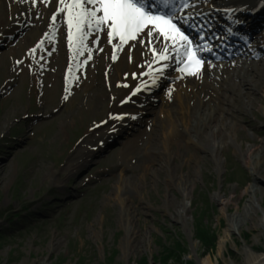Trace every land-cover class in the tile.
<instances>
[{"label": "rangeland", "instance_id": "rangeland-1", "mask_svg": "<svg viewBox=\"0 0 264 264\" xmlns=\"http://www.w3.org/2000/svg\"><path fill=\"white\" fill-rule=\"evenodd\" d=\"M0 16L3 17L1 12ZM3 22L4 18L0 23ZM11 57L7 54L0 59V83L12 77ZM22 70L17 82L18 89L9 97L6 94L5 98H8L3 106L0 103V264H200L202 260L206 261L205 264H244V250L247 247L256 253L264 252L263 193L261 196L259 193L257 200H254L256 214L251 212L259 226L255 227L250 220H246L238 229L228 232L226 220L227 217L238 218L249 200L250 193L243 189L253 183L255 176L250 168L243 165V150L240 148L254 145L258 150L259 145L264 143V116L258 111L264 100L253 103L252 112H249L251 108H246L243 114H223L224 118L226 115L229 120L233 118L243 130L236 134V145L219 150L222 161L220 173L207 151H198L192 145L185 147L170 143V150L178 155L168 161V165L180 168L176 173L192 174L196 162H199V174L191 190L192 196L187 201V225L184 226L175 213L174 205H164V194L178 197L174 190H168L165 186V168L160 166L161 172L152 176L151 169L158 167L159 157L145 160L141 155L144 147L162 152L161 145L156 147L157 139L150 143L140 136L143 141L134 142L130 136V145L136 144L132 153L125 155L126 149L121 146L99 163L94 162L97 159H91L81 176L74 169L83 158L74 160L78 149L96 138L98 133L97 130L93 133L90 131L85 136L92 121L102 115L99 112L101 108L82 113L75 111L83 103L85 95L90 94L89 89L94 91L99 85L97 74L84 82L73 100L70 98L69 103L61 105L60 90L63 88L57 86L51 76L46 81L52 86L45 85L43 90H34L30 95V76L26 68ZM241 83L245 85V81ZM254 84L256 89L251 87ZM248 85L241 89L240 94L229 97L233 100L226 102V105L235 103L241 111L243 102L240 97H245V103L264 98L257 89L264 86L262 78H255V82ZM29 109L34 110L33 114L48 113L49 116L33 121L37 123L33 126L30 118L23 117ZM54 109L57 111L53 116ZM192 114V119L198 115ZM156 116L147 119L146 126L141 128L145 129L143 137H153L155 129L152 124L158 122L156 118L153 121ZM47 123L51 124L43 128L41 136L40 128ZM14 124L22 128L17 135L10 133ZM247 130L252 132L249 131L250 136ZM71 135L74 139H84L72 148L68 142ZM20 137L23 139L21 142L17 141ZM199 137L201 141L202 135ZM236 146L240 148L236 149ZM178 157H182L185 164L181 165ZM262 167L260 163L259 169ZM237 170L245 176L244 186L240 184V178H235ZM121 174L128 179L129 187L139 184L145 202L155 207H151L150 215L139 214L135 218L133 244L136 246L128 256L124 254L121 243L125 232L117 221L118 204L114 199H109L113 197L112 191ZM71 177L72 181L68 183ZM83 181L87 182L86 187H92L97 182L98 185L80 201L79 189L85 187ZM65 184L71 188H65ZM258 184L263 188L264 180ZM197 190L199 193H196ZM215 193L222 195L221 200L213 199ZM50 194L56 198L50 197ZM126 196L129 207L141 208L136 202L138 196L132 190H127ZM60 201L62 203L58 204ZM226 201L228 205L224 208ZM41 205L44 209L39 213L38 207ZM106 210L108 213L104 214ZM188 229L192 236L187 234ZM223 238L227 240L220 249L218 243Z\"/></svg>", "mask_w": 264, "mask_h": 264}, {"label": "bare ground", "instance_id": "bare-ground-1", "mask_svg": "<svg viewBox=\"0 0 264 264\" xmlns=\"http://www.w3.org/2000/svg\"><path fill=\"white\" fill-rule=\"evenodd\" d=\"M26 1V0H24ZM222 1H228L230 7H241L238 10H245V1H257L258 3H264V0H243L244 2H239L237 1H230V0H222ZM55 4L58 3V0H54ZM70 0H68V3ZM257 2H254L255 4ZM61 3V2H60ZM253 5V4H252ZM61 6V4H60ZM59 6V8H60ZM193 10L198 11L200 9H210L215 6L214 2H207V0H197L192 3ZM56 9V8H55ZM54 9V10H55ZM238 11L236 10V13ZM188 16V15H187ZM235 16V15H234ZM184 18L186 16H183ZM238 18L239 16L236 15ZM64 24L66 25V28H68L67 24V17L65 18ZM56 22L59 23V20H56ZM193 26V25H192ZM58 27H54V29H57ZM244 30H241L243 32ZM72 32H75V29L73 28ZM87 32H90L89 34H93L95 31L93 30H87ZM52 34V33H51ZM88 34V33H87ZM73 36H76V33L73 34ZM147 44V40L145 41ZM154 44V43H153ZM148 47H144V50L147 49ZM253 49V48H252ZM141 48H136L133 56L131 57L130 61H118L116 65V69L118 67V70H115V73L112 74V77H110V81H116L115 79H122L123 75L129 74L131 69H135L137 63L142 64L146 63L149 56L146 54V52ZM255 50V49H254ZM259 52V50H256ZM168 58L166 61L164 60H159L157 59L158 63L160 65H167V64H173V68L169 71L171 77L174 80V83H178L180 79L182 78V83L180 84L183 86L182 88H178L175 91V100L179 106H181L180 109L177 110H168L167 114L163 119L159 120L158 122V128L155 131V135L148 140V142H155V139L158 140L156 143V147L158 145H161V150L162 152H157V151H152L147 147L142 148L141 155L145 160H153L155 157H159L158 161V167L156 169H151L152 176H157L156 172H161V167L165 168V173H166V183L165 186L166 188L174 190L178 194V197L172 196V194L166 193L164 194V205L171 203L174 205V210L177 216L180 218L181 222L184 224V226L187 225L186 218L187 217V201L190 199L191 195V190L193 188V185L196 181V178L198 177L199 174V168H198V163L196 162V167H194V170H192V174H189L187 172L182 173L179 171V173H176L180 168L177 166H174L172 168L171 166L168 165V161H172L175 157V155H178L177 153H174L171 151L169 145L170 143H176L180 146H188L192 145L195 147L196 150L198 151H207L210 153L212 156V159L214 161L216 170L218 173L221 172V157L219 156V150L222 149L223 147H226L228 145H236V134L237 132L243 130V128H239V124L234 121V119H227L228 115H226L224 118L225 113H230L234 112L236 113H241L243 114V111H245L246 108H253V103H259L262 99H252L250 102L245 103V97H240V101L243 102L241 104V111L235 103H229L226 105V102H230L232 100L227 99L224 102L220 101L216 103L215 101H219V98H221L224 93L228 92H237L234 87L237 89H240V84L239 85H231L223 88L216 87L213 84H211V80H217L219 77L211 76L210 79L205 77L203 78L204 82L199 81V75L198 74H193L190 76V74H184L183 71H181L178 66L179 63H176L178 55L173 51V55L171 56L170 53L167 54ZM256 62L251 61V62H242L241 65H239L237 62L236 64H229L228 66L225 65H219L217 67L216 71H213L214 74L218 73L217 71H220L221 76L220 78H223V75L225 76H232L236 71L238 73H241V81H245L248 83L250 86L255 82V78H262V82L264 85V62L261 63L259 67H256ZM240 67V68H239ZM245 67V70L243 68ZM175 68L177 70H175ZM239 68V69H237ZM125 70V71H124ZM127 70V71H126ZM243 70V71H242ZM124 71V72H123ZM163 70L159 68H154L148 76V79L151 82V86L153 87L159 82L161 78V73ZM123 72V73H122ZM138 72V71H137ZM122 74V75H121ZM140 76H143L145 74V68L144 66L141 68L139 72ZM207 76H210L207 74ZM122 77V78H121ZM129 78V77H128ZM122 82V87H131V86H136L141 82L142 80H137L134 78V80H131L127 82L125 78H123ZM254 79V80H253ZM122 81V80H121ZM206 84L207 87L210 86V97H209V92H208V98H204L203 92L199 90V86L202 84ZM170 85L169 83H166L165 85ZM169 87V86H168ZM190 91H187V89ZM252 88L256 89V85L254 84L251 86ZM103 89H105V86H103ZM257 89L262 93L261 95L264 97V86H260ZM96 95L103 94V92L100 93V91L94 92ZM93 94V95H94ZM90 95V94H89ZM97 98V96H95ZM91 99V98H90ZM83 103L78 106L77 110L75 111H80L85 112L86 110L82 105H87L85 107H90L88 105V95H85L84 100H82ZM212 102L215 103L214 106H212ZM263 103V102H262ZM91 104V102H90ZM163 104V102H162ZM190 104H195V109H197L198 116H196V119H192L191 116V106ZM252 105V106H250ZM252 108L249 112H252ZM91 110H95V105H92ZM144 109V108H141ZM259 114L264 116V104L259 105ZM136 112H140L138 109ZM257 112V110H256ZM124 113L120 112V114ZM128 117V115H125ZM114 121V120H112ZM136 122H138L136 120ZM121 122H116L115 125H109L106 127L107 130H109L110 137H115L117 134H123L127 132L126 128H123L124 130L122 131L121 125H119ZM152 125L156 127L157 122H154ZM117 130L115 131V129ZM250 127H248L249 129ZM115 131V132H114ZM250 131V130H249ZM247 130V135L250 136L251 133ZM200 135H202L203 139L200 141ZM107 141V140H106ZM108 145L114 146L116 145L109 143ZM236 149L240 148L238 146L235 147ZM82 149V148H81ZM261 149V150H260ZM242 154H241V160L243 162V165H246L248 168H250V171L252 170V173L255 176V179L253 183L248 185L246 188L243 189L245 192H249V200L247 203V206L245 207V211L239 212V217H227V230L229 231H234L238 229V226L241 224H245L246 220H250L252 222V225L255 227L259 226V222L253 219L251 212L256 214V209H255V201L257 200L258 194L261 196L264 194V187L262 188L260 183L262 179L264 180V143H261L259 145V149L257 150L254 145H246L244 149H241ZM176 151V150H174ZM127 150L125 151V153ZM97 153V152H96ZM83 154V153H82ZM89 155H94V152H90L86 154L88 157ZM180 160V164L183 165L185 164V160L182 157H178ZM260 163L263 164V167L259 169ZM193 169V166H192ZM245 169V168H244ZM172 170V171H171ZM240 170V169H239ZM259 174V172H261ZM238 177L240 178V184L243 183V186L245 184V176L243 175V172H238L235 174V178ZM257 177V178H256ZM262 178V179H261ZM116 188L114 187L112 193L113 197L110 196L109 199L112 201L115 200V202L118 204V216H117V221L120 224V227L124 230L125 235L123 236V241H121L122 246L124 248V254L128 256L132 248L136 246V244H133L134 240V234H135V226H134V220L136 217L140 215H150L151 207L155 208L148 202H145L143 198V192L139 188V184L133 185L132 187L128 186V179L123 176L122 174L119 175V179L116 182ZM127 190H132L134 195L138 196V199L136 202H138L139 206H141L140 209H135L137 207H132V205L129 207V205L126 203V192ZM198 190L196 191V193ZM193 194H196L195 191L192 192ZM199 193V192H198ZM263 193V194H261ZM157 195H155L156 197ZM239 196V195H238ZM222 195L220 193H215L213 196L214 200H221ZM162 198V197H161ZM114 199V200H113ZM135 202V203H136ZM222 203V202H221ZM137 204V203H136ZM223 204V203H222ZM228 205V201H226L225 204H223V207L226 208ZM108 211L106 210L104 214H107ZM225 215L226 213L223 212ZM106 217V216H105ZM263 228H264V223H263ZM2 234V233H0ZM188 235L192 236V232L190 229H188ZM143 239V238H142ZM227 239L223 238V240L218 243V246L220 249L223 248V245L225 244V241ZM149 243L151 240L148 241ZM195 255V254H194ZM205 260H202L200 264H205ZM244 264H264V252L256 253L254 252L250 247H247L246 250H244Z\"/></svg>", "mask_w": 264, "mask_h": 264}, {"label": "snow or ice", "instance_id": "snow-or-ice-1", "mask_svg": "<svg viewBox=\"0 0 264 264\" xmlns=\"http://www.w3.org/2000/svg\"><path fill=\"white\" fill-rule=\"evenodd\" d=\"M60 2L64 4V0ZM32 3L35 4L36 0H32ZM174 3L175 0H159V6L166 9L174 8ZM157 6L156 0H70L58 11L67 12L70 44L73 39V28L81 45L87 30L97 32L103 30L107 42L111 43L114 38H118L117 47L127 44L129 51L132 47L130 42L149 47L160 41L161 49L158 53L155 48H150L153 52V62L157 59H167L168 52L174 51L178 56H183L180 61L183 64L181 71L198 73L205 63L197 54L200 45H193L189 36L175 22L172 14L154 11ZM56 19L57 17L53 15L52 20ZM112 58L116 59L115 53Z\"/></svg>", "mask_w": 264, "mask_h": 264}]
</instances>
